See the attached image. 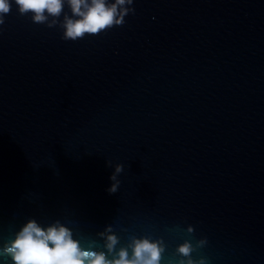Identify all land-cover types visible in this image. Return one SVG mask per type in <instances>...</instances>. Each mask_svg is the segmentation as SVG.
Masks as SVG:
<instances>
[{
    "label": "water",
    "instance_id": "1",
    "mask_svg": "<svg viewBox=\"0 0 264 264\" xmlns=\"http://www.w3.org/2000/svg\"><path fill=\"white\" fill-rule=\"evenodd\" d=\"M132 7L123 26L66 41L12 4L0 245L28 219L59 220L82 244L112 225L121 244L162 237L168 264L191 225L208 241L194 259L264 264V0ZM106 161L124 166L115 194Z\"/></svg>",
    "mask_w": 264,
    "mask_h": 264
},
{
    "label": "clouds",
    "instance_id": "2",
    "mask_svg": "<svg viewBox=\"0 0 264 264\" xmlns=\"http://www.w3.org/2000/svg\"><path fill=\"white\" fill-rule=\"evenodd\" d=\"M13 3L18 14H30L33 23L61 28V38L66 41L123 26L125 17L135 14L134 0H0V26L6 23L5 17ZM65 6L71 15L64 13ZM106 166L114 169L107 191L115 194L121 185L118 176L124 166L119 163L113 166L109 161ZM184 231L192 240L185 239L177 245L168 264H208L204 255L193 258V253H199L207 245V239H196L191 225ZM96 237L99 240L87 239L82 244L83 237L75 239L73 230L59 220L42 226L35 219H28L14 233V238L0 245V261L3 264L9 261L10 264H161L167 247L162 237L153 238L150 234L139 237L131 234L127 242L121 244L112 225L105 226Z\"/></svg>",
    "mask_w": 264,
    "mask_h": 264
}]
</instances>
